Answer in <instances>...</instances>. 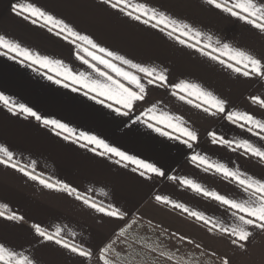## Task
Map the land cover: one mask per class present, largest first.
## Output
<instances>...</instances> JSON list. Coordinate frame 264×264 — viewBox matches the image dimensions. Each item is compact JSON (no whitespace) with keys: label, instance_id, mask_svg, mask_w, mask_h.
I'll list each match as a JSON object with an SVG mask.
<instances>
[{"label":"crops","instance_id":"1","mask_svg":"<svg viewBox=\"0 0 264 264\" xmlns=\"http://www.w3.org/2000/svg\"><path fill=\"white\" fill-rule=\"evenodd\" d=\"M16 2L18 0H0V34L42 54L63 59L76 70L86 68L74 59L73 48L67 42L14 14L11 7ZM34 2L65 18L78 30L91 34L104 46L137 61L167 67L170 82L184 78L196 80L227 99L235 108L264 117V111L249 100L251 95H264V80L233 73L195 50L179 45L158 30L107 8L100 0ZM151 3L173 15L186 18L196 27L211 33L215 39L235 43L257 55H264V34L243 21L212 8L207 5L206 0H151ZM41 72L33 71L26 65L0 55V91L20 103L28 104L42 115L62 119L78 130L92 131L108 139L110 143L140 155L141 158L159 161L166 166L169 175L188 176L210 188L234 194V187L221 177L204 173L193 166L187 159L188 150L178 145V142L161 137L142 124L126 127L120 123V120L126 122V118H117L82 93L72 92L71 89L48 81ZM156 100H162L166 110L183 115L194 123L200 135L197 151L202 150L212 158L225 162L235 161L246 171L256 176H264V164L213 146L208 141L207 132L213 129H218L228 137L238 136L240 129L175 100L165 89L150 88L148 102ZM145 106L139 104L137 114ZM0 144L15 152L22 164L36 161L38 173L69 182L79 187L81 192L94 189L89 195L97 202H116L138 210L145 221L151 219L169 233L188 236L218 254L228 253L231 264H242V258L252 250L255 251L258 243L264 240V233L258 232L248 245L247 252L233 249L227 239L218 238L219 234H209L199 222L178 210L157 204L151 197L155 194L168 195L192 208L220 218L222 209L215 202L199 197L167 178H154L153 182H144L129 169L117 166L106 158L55 136L35 119L25 118L20 114L13 115L2 104ZM0 203H7L11 210L25 216L27 221L17 224L0 218V240L7 241L25 254L35 256L40 264H96V258L94 256L85 261L57 245L38 242L29 227L31 223H41L52 229L56 226L65 227L68 233H76L77 242L92 246L94 251L117 223L93 212L71 197L44 189L4 165H0ZM175 244V239L164 240L165 249L175 251ZM195 251L194 245L188 244L180 249L181 254Z\"/></svg>","mask_w":264,"mask_h":264},{"label":"snow or ice","instance_id":"2","mask_svg":"<svg viewBox=\"0 0 264 264\" xmlns=\"http://www.w3.org/2000/svg\"><path fill=\"white\" fill-rule=\"evenodd\" d=\"M100 3L132 21L158 30L179 45L195 50L233 73L264 80V55H257L235 43L215 39L211 33L196 27L186 18L153 5L151 0H100ZM206 3L264 34V0H206ZM11 11L67 42L73 48L74 59L86 68L76 70L63 59L42 54L4 34H0V55L26 65L33 71L43 70L41 74L48 81L72 92L82 93L117 118H126V122L120 120L126 127L142 124L151 132L178 142V145L188 150L187 159L193 166L204 173L221 177L234 187L235 192L228 194L218 191L188 176L169 175L163 163L141 158L110 143L101 135L78 130L62 119L42 115L3 91H0V104L13 115L35 119L64 141L129 169L144 182L167 178L193 194L215 202L222 209L220 218L168 195L155 194L151 197L157 204L178 210L199 222L209 234H219L218 238L227 239L233 249L247 252L254 236L258 232L264 233V176L246 171L235 161L225 162L212 158L202 150L197 151L200 135L194 123L183 115L166 110L162 100L148 102L149 89H165L175 100L240 129V134L234 137L213 129L207 132L208 141L213 146L238 153L246 159H255L261 164H264V117L235 108L227 99L196 80L184 78L170 82L167 67L137 61L104 46L91 34L78 30L71 22L34 0H18L12 5ZM249 100L264 111V95H251ZM139 104L146 106L137 114ZM0 165L14 169L44 189L71 197L93 212L117 222L110 234L95 247V251L92 246L77 242L76 233H68L65 227L56 226L52 229L41 223H31L29 227L40 243L57 245L85 261L95 256L96 264H231L228 253L218 254L188 236L169 233L151 219L145 221L138 210L116 202H97L89 195L94 189L81 192L79 187L69 182L38 173L36 161L22 164L16 153L3 144H0ZM0 218L17 224L27 223L25 216L11 210L7 203H0ZM172 239L176 241L175 251L164 247V240ZM185 244L194 245L196 251L181 254L180 249ZM0 264H40V261L33 255L17 250L7 241L0 240Z\"/></svg>","mask_w":264,"mask_h":264},{"label":"rangeland","instance_id":"3","mask_svg":"<svg viewBox=\"0 0 264 264\" xmlns=\"http://www.w3.org/2000/svg\"><path fill=\"white\" fill-rule=\"evenodd\" d=\"M242 264H264V240L260 241L255 251L242 258Z\"/></svg>","mask_w":264,"mask_h":264}]
</instances>
